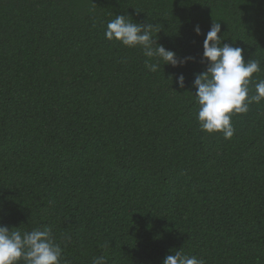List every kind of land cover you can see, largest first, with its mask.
Masks as SVG:
<instances>
[{"label": "trees", "instance_id": "1", "mask_svg": "<svg viewBox=\"0 0 264 264\" xmlns=\"http://www.w3.org/2000/svg\"><path fill=\"white\" fill-rule=\"evenodd\" d=\"M115 15L195 59L149 71ZM213 21L264 79V0H0V224L50 227L61 264H264V101L231 139L196 119Z\"/></svg>", "mask_w": 264, "mask_h": 264}, {"label": "clouds", "instance_id": "2", "mask_svg": "<svg viewBox=\"0 0 264 264\" xmlns=\"http://www.w3.org/2000/svg\"><path fill=\"white\" fill-rule=\"evenodd\" d=\"M159 31L156 25L135 22L128 15H115L107 23L104 36L124 47L142 50L147 58L145 68L153 73L161 65L181 67L195 59L179 58L176 52L165 49L153 35ZM194 31L201 34L198 25ZM220 32L221 24L213 21L203 42L201 62H207V69L195 74L193 81L199 105L196 119L202 131L219 132L225 139H231L235 132L232 117L246 114L252 104L264 101V79L258 82L254 79V74L261 71L260 61L245 62L244 49L222 43ZM184 79L183 74L177 78L180 88L185 86ZM253 85L254 94L250 87ZM63 253L50 227L22 231L20 227L9 230L0 224V264H61ZM92 264H106L104 256L93 257ZM163 264H206V261L180 248L167 255Z\"/></svg>", "mask_w": 264, "mask_h": 264}]
</instances>
